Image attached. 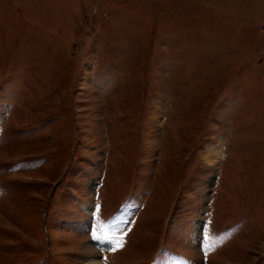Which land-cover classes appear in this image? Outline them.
I'll return each mask as SVG.
<instances>
[{"label":"rangeland","instance_id":"obj_1","mask_svg":"<svg viewBox=\"0 0 264 264\" xmlns=\"http://www.w3.org/2000/svg\"><path fill=\"white\" fill-rule=\"evenodd\" d=\"M93 255L264 264V0H0V264Z\"/></svg>","mask_w":264,"mask_h":264},{"label":"bare ground","instance_id":"obj_2","mask_svg":"<svg viewBox=\"0 0 264 264\" xmlns=\"http://www.w3.org/2000/svg\"><path fill=\"white\" fill-rule=\"evenodd\" d=\"M219 157L218 150H213L211 154L209 155V158L207 159L208 162L216 161ZM85 212H88L89 214L92 213L93 208L91 205H87L84 208ZM82 264H103L97 257L89 256L87 257Z\"/></svg>","mask_w":264,"mask_h":264}]
</instances>
